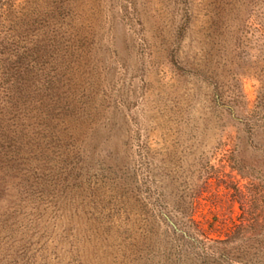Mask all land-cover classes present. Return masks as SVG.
Wrapping results in <instances>:
<instances>
[{
    "label": "rangeland",
    "instance_id": "rangeland-1",
    "mask_svg": "<svg viewBox=\"0 0 264 264\" xmlns=\"http://www.w3.org/2000/svg\"><path fill=\"white\" fill-rule=\"evenodd\" d=\"M0 15L31 150L1 181L0 264H264V0Z\"/></svg>",
    "mask_w": 264,
    "mask_h": 264
},
{
    "label": "trees",
    "instance_id": "trees-1",
    "mask_svg": "<svg viewBox=\"0 0 264 264\" xmlns=\"http://www.w3.org/2000/svg\"><path fill=\"white\" fill-rule=\"evenodd\" d=\"M3 23L0 15V34ZM260 31V38L264 40V19ZM3 39L5 40V37ZM4 40L0 43V49L3 47L0 50V192L1 181L7 176V171L14 173L16 170L18 174L25 176L23 170L27 169L25 167L31 153L27 141V117L21 104V99L25 97V85L19 74L20 66L16 64L18 53L6 47ZM13 58H16V61H13Z\"/></svg>",
    "mask_w": 264,
    "mask_h": 264
}]
</instances>
